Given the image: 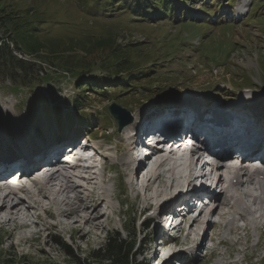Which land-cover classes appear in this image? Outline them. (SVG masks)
Masks as SVG:
<instances>
[{
  "label": "rangeland",
  "instance_id": "374dc122",
  "mask_svg": "<svg viewBox=\"0 0 264 264\" xmlns=\"http://www.w3.org/2000/svg\"><path fill=\"white\" fill-rule=\"evenodd\" d=\"M102 2L106 0H0V14L10 9L22 14L25 12L27 17L34 14L31 17L37 19L35 22L41 26L43 34L52 39L64 42L87 40L85 46L76 45L71 51L63 49V60L58 67L57 63L53 65L52 60L38 59L22 49L13 50L18 58L30 60L34 65L27 70L29 75L26 76L20 73L14 63L0 69V118L7 115L0 121L10 120L9 129L2 123L0 137L9 134L12 138L16 128H19V132L23 130V135L26 128L34 130V124L28 122L29 119L35 120L40 134L45 130L59 133L66 124L72 131L75 125L79 127L77 121L81 119L87 135L96 132L92 136L94 144H100L101 153L106 156L101 158L104 159V177L109 197L104 198L105 203L100 202L98 210L108 201L113 211L110 214L105 212L108 215L103 214L97 220L102 222L99 231L87 226L85 230L89 232L84 236L74 232L71 243L68 242L69 231L65 232L59 226L39 232V238H34L37 233L34 235L32 231L38 230L43 221L49 222L48 217L44 219V214L40 212L38 227L19 228L15 225L12 229L14 222L2 225L0 264H77L72 257L65 255L61 245L52 242L53 236L62 237L71 245L73 255L80 259V264H111L91 254L103 245L111 232L117 231L122 239H129L126 231L130 230V235L135 238L134 251L141 248L140 244L136 248L138 238L147 239L150 236L155 227L153 219H150L151 209L139 215L144 203L137 196L134 197L121 178L126 167L116 164L120 158L123 161L124 135L127 131L121 133L124 128L120 132L116 130L115 121L106 114L109 104L124 108L132 119L134 115L145 113L163 101L165 104L177 99L193 101L197 96L207 98L205 101L219 102L212 98L214 96L222 98V102L229 105H263L261 108H264V98L259 95L264 92V18L260 16L264 14V0H179L178 9L174 7L172 13L175 17L166 15L151 19L132 15L121 6L102 11ZM238 6L241 8L235 13ZM29 10H33L30 15ZM7 27L0 22V35L3 38L9 33ZM108 36H111L113 43L120 45L117 55H124L131 64L130 68L136 69L134 72L144 71L141 78L131 80V76L124 83H113L114 77L125 76L128 72L124 64H120L115 71L114 66L104 68V63L112 65L120 56L114 57L115 52L111 54L110 50L103 47L87 48L92 47L88 40ZM9 48L12 49V44ZM81 61L91 64L84 66ZM147 68L150 70L146 71ZM244 76H248L254 84L250 86L252 91L246 94L241 91L245 88L241 79ZM91 79L98 81V88L105 89V96L95 93L98 89L86 86V100L78 108L74 107L77 87L87 82L92 84ZM113 90L118 93H112ZM1 112L4 114L1 115ZM20 116L21 123L15 118ZM53 119L56 121L55 126L51 123ZM15 122L18 126H12ZM3 126L5 129L2 130ZM119 143H122L121 146H116ZM36 186L39 187V184ZM81 198L85 197L81 195ZM91 199L94 200L95 196L84 201L90 203ZM90 208L87 210L89 213ZM227 213L231 214L230 210ZM232 216H229L232 219L230 223L222 221L215 226L213 244L216 245L217 240L220 244L214 247L209 256L200 261H187V264H264V259L258 261L261 256L264 257L263 225L259 224L253 231L251 223L244 220L247 217L233 219ZM145 217L150 220L142 224ZM225 220H228V215ZM8 230L11 232L10 237ZM253 232L259 241L261 239L255 246ZM181 241L183 238L180 234L179 239L169 243L166 253L168 249H184L180 245L183 244ZM149 254L153 255V251L148 253V257ZM148 257L135 256V259L154 264Z\"/></svg>",
  "mask_w": 264,
  "mask_h": 264
},
{
  "label": "bare ground",
  "instance_id": "6f19581e",
  "mask_svg": "<svg viewBox=\"0 0 264 264\" xmlns=\"http://www.w3.org/2000/svg\"><path fill=\"white\" fill-rule=\"evenodd\" d=\"M205 103L206 102L192 103L190 109L194 113L195 120L202 119L203 116L208 115L210 117L209 122L211 124H218L219 119H221V122L223 124L229 125V121L231 120L230 117L234 116L232 117V119L237 120V122L240 123V125H242L244 129H249L247 136H252L254 139L262 143L264 142V118L261 117V114L264 112V108H259L257 105H251L249 107L234 106L235 108H230L228 116H226L224 115L225 113L223 111V109L226 108L222 107L221 105H219L217 108V105L213 106V104ZM189 105L190 104H188L187 106ZM220 110L223 115L222 113H220ZM147 113L148 112L134 115L132 122L126 125L121 133H124L126 130L131 128L137 121H139L142 116L146 115ZM174 113H176L175 110ZM8 122H10V120H4V122L2 123L4 126H6V128L9 129ZM14 125L18 126V123L15 122L12 126ZM212 127L214 129H217L215 128V126ZM18 129L19 128L13 130L12 138H10L9 134L8 136L0 137V159H8L9 157H12L10 159H14L19 156H28L34 152V149L35 151L36 149H39V146L42 145L41 142L57 141L58 135L55 132V134L52 133L53 131L50 132L48 130H45L40 134V136H36L33 133L34 130H32V128H26L25 135H23V130L19 132ZM213 136L216 141H221L225 139L227 135ZM122 139H124V137H122ZM121 144L122 143H119L116 146H121ZM178 150H181L183 152H179V154L177 155V158L179 159V163L177 166H175V158H171L170 161L167 162L165 158L161 157L164 160L161 158L159 160L157 158L154 160L150 167L147 166L145 168L146 176L141 180V190H138L136 193L137 197L139 196V194H141L140 199L144 203V209L151 208L153 205H158L157 208L154 209V212H156L158 209H160L161 205L170 203L166 207H168L169 210H172L171 205L173 203V199L176 196L182 195L188 190L193 191L197 189L198 186H195V184L193 183L195 179L194 160L191 158V154L189 152L184 151L183 146L178 147ZM68 152H70V150ZM95 154L97 155L96 152ZM173 154H175V151L173 152ZM94 155H92L93 157L90 158L88 164L85 165V167H82L81 169L76 171V173L71 175L69 178L61 180L58 175H55L54 177H48L42 182L43 188L37 187L38 189L35 191V195L38 198L33 201V204L39 208L42 207V203H44V205H51L54 209V212L51 209H44L43 214L45 215L44 219L48 217L53 219V222H39V228L37 226L39 225L37 220L34 219L31 222L27 223L26 221L29 220V217H23L21 222L22 228H29L30 226H32L31 228H33L34 226L38 227V230L32 231L34 232V235L37 233L34 237L37 239L40 236V234H38L39 232L41 233L42 231L57 226H59L62 230L70 229L74 232H79L82 236L89 232L88 229L85 230V227L87 228V226H91L93 231H99L98 229L102 225L100 224L101 222L97 220L100 219L105 213L98 210L99 205L100 202L104 201V198L108 199L109 194L106 188V178L104 177L105 168L102 172L96 173V170H94V168L96 167L95 164L97 162V157ZM100 155L103 156V158L106 157L104 154ZM29 157L30 156H28V158ZM116 164L117 166L122 164V166H125L127 170L128 163L124 158L123 161L120 158L118 163ZM163 164L167 165V169L162 170V172L158 171L159 165L161 166ZM122 174L125 173L122 172ZM246 178L248 181L245 185L244 192L240 190V187L243 186L242 178L237 179V181L231 184V187L234 191L233 197L236 201V208L234 209L232 218H245L249 215L250 219L254 221V215L252 214L257 212V216L255 217L264 215V208L260 206L261 200L259 198V195L261 193L253 194L252 191L255 189V187L249 181L251 180L250 175H248ZM98 188H102V191L96 192ZM43 189L45 191H43ZM80 195H83L86 198H88L89 196H95V199H92L93 207L91 213L93 212V215L91 213L85 212V205L81 203ZM11 196H15V192L13 190L0 195V226L11 224L15 221V219H18L20 217L16 212L18 201L11 203ZM245 202H250L251 205L247 206ZM107 207L109 208V206ZM183 207V205H178L175 210L177 212H181ZM187 216L188 215L182 217L180 221L175 223L174 227L180 228L181 223L185 221ZM36 218L40 221V214H38ZM196 218L197 216H193L191 221L187 223V234H189L194 229H198V223L195 222ZM230 221H232V219L227 220L226 223H230ZM7 233L10 237V230H8ZM165 245L167 244L165 243Z\"/></svg>",
  "mask_w": 264,
  "mask_h": 264
},
{
  "label": "trees",
  "instance_id": "16d2710c",
  "mask_svg": "<svg viewBox=\"0 0 264 264\" xmlns=\"http://www.w3.org/2000/svg\"><path fill=\"white\" fill-rule=\"evenodd\" d=\"M177 2L179 3V0H106L105 3L102 2V11L107 12L109 8L111 9L114 6H121L122 9L125 11H130V14L135 15L137 17H142L145 19H151L156 17H166V15H171L175 17L173 13L174 7L175 10L178 9ZM96 3H99L96 2ZM4 9V8H3ZM3 11V10H2ZM28 11V10H27ZM33 13V10H29L28 14L30 15ZM31 16L34 17V14ZM27 17L25 16V12L19 13L17 11L13 10H7L4 13L0 14V22L7 26L8 34L5 35L3 38H1L0 42V69L6 67L9 63H14L15 67L22 73L24 76L29 75L27 73V70L30 69L31 66L34 65V62L30 60H25L23 58H18L16 55L13 54V50H19L22 49L26 51L29 54H33L38 59H47L53 63V65H56L57 67L60 66L59 64L62 63L61 60H63V53L62 50H70L72 48H75L76 45H84L87 40L83 41H77L75 40H69L68 42H64L60 39H52L50 36H46L43 34L41 26H38L39 24H36L35 21L37 19L33 20V17ZM261 18H264V14H260ZM256 16V17H260ZM42 23V22H41ZM185 25V24H184ZM229 26V25H226ZM220 27V26H219ZM6 32V31H5ZM8 39L10 41V44H12V49L9 48ZM92 43L91 49H97L99 47L106 48L110 50V53L113 54L115 52V56H120V59L118 61L113 62L111 65L108 62H105L106 65L104 68H111L113 67V70H117L119 68L120 64H124L126 68V72H128L125 76H116L114 77L113 83L127 81L131 76H133V80H137L142 77V73L144 71H135V68H130L131 64L127 61V59L124 57V55H117V52L120 50V45L113 43L114 41L111 40V36L95 39V40H88V42ZM114 45V46H113ZM14 47V48H13ZM96 47V48H93ZM84 66H88L91 64H87V61H81ZM53 66V67H56ZM146 68V67H144ZM143 68V69H144ZM142 70V69H141ZM149 71L150 68H147L146 71ZM145 71V72H146ZM118 73L116 72V75ZM155 77L156 76H152ZM151 77V78H152ZM27 78V77H23ZM29 78V77H28ZM149 78V79H151ZM131 79V80H132ZM245 85L250 84L251 80H249L248 76H244L241 78ZM92 84L89 82L85 83L84 85L77 87L78 94L75 96V99L73 100V106L78 108L79 105L86 100V95L84 94V89L86 86L92 87V89H100L97 87L98 81L95 79H91ZM104 82V81H101ZM122 84H120L121 86ZM124 86V85H122ZM128 86V85H127ZM112 93H118L116 90H113ZM105 92H101L99 95L105 96ZM80 110V109H77ZM107 113V112H106ZM130 230L126 231V234L129 239H122L120 237V233L117 231H113L109 235H107L105 241L103 242V245L99 247L98 249H95L91 252V254L94 257H99L102 260H107L111 264H144L141 261H137L135 259V251H134V245H135V238L134 236L130 235ZM144 241V239H142ZM56 244H59L62 246V251L67 255L68 257H72L74 261L77 264H80V259L76 258L73 255V251L71 247L65 243L60 244L58 239H54Z\"/></svg>",
  "mask_w": 264,
  "mask_h": 264
},
{
  "label": "water",
  "instance_id": "95a60500",
  "mask_svg": "<svg viewBox=\"0 0 264 264\" xmlns=\"http://www.w3.org/2000/svg\"><path fill=\"white\" fill-rule=\"evenodd\" d=\"M109 113L117 120V131L129 124L132 120V117L129 115L128 111L116 104H111L108 106Z\"/></svg>",
  "mask_w": 264,
  "mask_h": 264
}]
</instances>
